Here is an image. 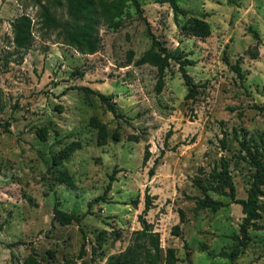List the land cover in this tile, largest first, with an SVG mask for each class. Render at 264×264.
<instances>
[{
  "label": "rangeland",
  "instance_id": "1",
  "mask_svg": "<svg viewBox=\"0 0 264 264\" xmlns=\"http://www.w3.org/2000/svg\"><path fill=\"white\" fill-rule=\"evenodd\" d=\"M38 2L48 5L0 0V264H22L31 253L42 264H105L141 229L146 193L153 207L145 219L159 233L161 247L176 250L177 264H231L218 254L239 242L243 214L236 200L246 199L253 172L241 159L240 142L264 139V113L254 107L264 102V0H177L183 14L158 0H138L139 11L129 8L119 29L99 27L100 47L92 55L45 28ZM52 10L66 18L64 8ZM21 16L31 20L27 49L12 42V23ZM195 18L209 24L208 38L187 33ZM150 34L181 61L193 62L185 67L197 86L193 98H187L177 62L165 70L161 93L155 90L156 68L136 65L151 47ZM255 46L258 55L251 59ZM227 61L240 65L243 81ZM99 95H112L121 117ZM92 117L106 124V145H98ZM114 132L118 142L111 139ZM72 143L78 149L54 166L53 157ZM146 148L151 156L144 163ZM221 156L229 160L236 199L209 192L226 206L196 211L198 184H209ZM61 171L72 185L57 179ZM104 194L105 203L90 205ZM56 202L80 223L53 222ZM259 204L262 229L248 231L234 264H264V197ZM179 210L185 222L176 237L171 230L179 224Z\"/></svg>",
  "mask_w": 264,
  "mask_h": 264
},
{
  "label": "trees",
  "instance_id": "2",
  "mask_svg": "<svg viewBox=\"0 0 264 264\" xmlns=\"http://www.w3.org/2000/svg\"><path fill=\"white\" fill-rule=\"evenodd\" d=\"M169 4L175 13H184L177 4V0H158ZM40 4V2H38ZM133 7L139 11L140 6L138 0H48L47 4H40L42 24L48 30L57 32L61 37L63 43L74 48L76 51L92 55L99 50L100 39L98 29L100 26H106L108 29L117 30L122 25V20L125 16L129 15L128 9ZM64 8L66 18L59 19L52 9ZM189 35L199 39H206L210 36L211 30L209 24L202 19H192L189 26L186 28ZM13 44L16 49H27L32 43V26L31 20L27 16H21L12 23ZM253 35L257 41L260 40L258 32L254 31ZM151 47L148 49L141 58L136 62V65L148 64L157 70V84L156 92L161 93L164 88V72L170 66L172 61L179 64L180 71L184 80L185 86L188 88L187 98H193L197 93V86L194 84L192 78L186 71V66L193 64L192 61L183 60L172 54L167 47L164 46L154 35L150 34ZM251 59L257 58V47L254 50H249ZM227 64L229 62L227 61ZM230 65V64H229ZM233 72L237 77L243 81L244 74L241 72L240 65H230ZM100 100L106 105L109 112L114 117H121L116 110L115 103L112 102V95L104 96L99 95ZM256 110L264 113V102L261 105L254 106ZM89 126L97 131V142L99 146L106 145L110 137L106 124L100 122L95 117L89 120ZM45 131L39 132V137L45 139ZM237 138V137H236ZM111 139L115 142L119 141V134L114 132ZM138 141V138H133ZM240 145L245 152L242 160L245 161L253 170L251 174V183L247 191V197L244 200H236V203L241 206L243 219L240 224V238H236L239 242L235 245L233 250L229 253L220 252L218 256L226 258L231 264H234L241 253L243 247H246L248 240V231L262 229L257 224L261 218L260 199L264 197V139L260 143L251 139V144L247 145L240 142ZM79 144L72 143L63 149L59 154L53 157V165H60L68 156L78 149ZM223 148L225 144L223 143ZM150 152L148 148L145 149L143 162L146 163L150 159ZM149 169V177L155 175V165ZM116 171L110 176V180L114 181ZM57 179L67 185H72V180L66 171H61L57 175ZM208 185L204 186L198 184L201 190V197L192 198L195 200V210H211L218 211L225 207V203L212 198L209 192L222 194L228 196L232 201L236 199V187L234 185L229 160L224 156L220 157L219 165L214 168L209 174ZM105 194L94 199L91 204L106 202ZM132 205L137 208L138 200H134ZM153 207V197L148 193L145 194L144 209L138 216V223L141 229L133 232L132 243L121 253L110 255L105 264H177L180 260L176 254V250L172 247L162 248L160 244V235L155 232L152 224L146 219V214ZM179 224L172 227V236H180V224L185 222V215L182 210L178 211ZM81 218L74 214H68L59 208V203L56 202L53 208V222L58 223L60 226H67L72 223H80ZM115 240L120 238V234H114ZM102 239L99 238L98 245H101ZM186 247V246H185ZM95 252V248H92ZM50 258L54 257L52 252H48ZM22 264H42V260L38 258L35 253L27 256ZM81 264H88L82 262Z\"/></svg>",
  "mask_w": 264,
  "mask_h": 264
}]
</instances>
